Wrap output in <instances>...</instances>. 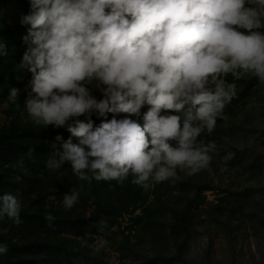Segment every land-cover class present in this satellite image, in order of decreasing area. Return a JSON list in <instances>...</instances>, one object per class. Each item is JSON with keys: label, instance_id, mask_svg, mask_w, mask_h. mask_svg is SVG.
Returning a JSON list of instances; mask_svg holds the SVG:
<instances>
[{"label": "trees", "instance_id": "trees-1", "mask_svg": "<svg viewBox=\"0 0 264 264\" xmlns=\"http://www.w3.org/2000/svg\"><path fill=\"white\" fill-rule=\"evenodd\" d=\"M14 1L0 0L13 19L0 25V105L50 102L45 115L36 110L0 130V190L7 192L0 191V264H52L71 259L68 235H103L106 223L137 209L143 212L138 221L150 215L147 188L153 183L157 194L162 181L150 165L157 145L171 140L165 132L194 128L203 111L243 98L246 88L227 94L215 82L228 86L240 79L229 59L243 54L233 32L240 31L247 0ZM221 28L226 31L218 35ZM212 36L220 38L208 43ZM98 37L134 55L144 48L171 55L181 43L183 56L197 51L180 78L166 131L157 133L150 123L151 102L163 96L153 67L116 63L101 73L87 66L76 76V65L98 49ZM210 189L199 186L181 208L167 206L174 237L179 226L187 229L192 211L204 202L202 192ZM39 190L66 192L94 212L11 204L17 191L27 196Z\"/></svg>", "mask_w": 264, "mask_h": 264}, {"label": "rangeland", "instance_id": "rangeland-1", "mask_svg": "<svg viewBox=\"0 0 264 264\" xmlns=\"http://www.w3.org/2000/svg\"><path fill=\"white\" fill-rule=\"evenodd\" d=\"M239 15L240 31L233 32V38L242 45L243 54L230 57L229 64L238 68L240 79L228 86L219 79L215 87L227 94L246 88V93L239 101L203 111L199 124L182 132L166 130L173 122L170 110L180 78L194 63L197 51L193 57L183 56L181 43L171 55L159 57L150 48L134 55L124 45L98 37V49L90 61L76 65V76L87 66L101 73L116 63L153 67L162 80L163 96L151 102L150 123L157 133L166 131L171 140H166L165 147L157 145L158 156L150 165L162 179L157 194L153 183L147 188L146 206L153 212L142 221L136 219L142 209L125 213L116 224L106 223L103 235H68V248L74 251L71 259L52 264H145L152 257H158L155 264H264V2L247 0ZM0 19L2 26L13 23L4 6H0ZM216 37L208 43L220 38ZM49 102L46 97L19 109L12 101L4 102L0 130L13 119L26 121L27 114L36 110L42 109L45 115ZM59 104H63L61 95ZM206 184L211 189L202 192L204 202L192 211L187 229L179 226L174 237V219L167 206L183 207ZM11 204L31 209L53 206L88 216L94 212V207L62 191L46 194L39 190L27 196L17 191Z\"/></svg>", "mask_w": 264, "mask_h": 264}]
</instances>
